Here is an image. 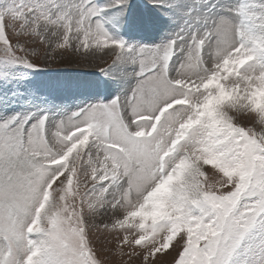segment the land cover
Here are the masks:
<instances>
[{
    "label": "snow or ice",
    "instance_id": "obj_1",
    "mask_svg": "<svg viewBox=\"0 0 264 264\" xmlns=\"http://www.w3.org/2000/svg\"><path fill=\"white\" fill-rule=\"evenodd\" d=\"M149 2L182 17L155 46L109 33L128 0H0V80L131 81L0 114V264H264V0Z\"/></svg>",
    "mask_w": 264,
    "mask_h": 264
},
{
    "label": "rangeland",
    "instance_id": "obj_2",
    "mask_svg": "<svg viewBox=\"0 0 264 264\" xmlns=\"http://www.w3.org/2000/svg\"><path fill=\"white\" fill-rule=\"evenodd\" d=\"M96 2L105 5L110 0ZM189 2L185 0V6ZM166 13L174 16L175 20L170 21ZM107 15L115 16V21L106 25L109 33L134 45H159L182 22L178 13L154 7L149 0H128L122 14L113 11ZM96 63L102 61L97 60ZM21 71L25 73L21 79L0 80V114L20 111L29 100L37 104L48 101L69 111L88 104L107 103L131 83L103 75L92 66H79L76 62H61L60 67H44L38 71ZM256 99L264 103V94Z\"/></svg>",
    "mask_w": 264,
    "mask_h": 264
}]
</instances>
